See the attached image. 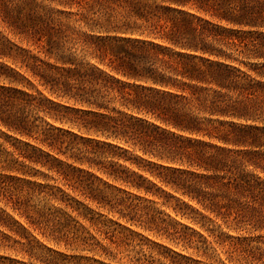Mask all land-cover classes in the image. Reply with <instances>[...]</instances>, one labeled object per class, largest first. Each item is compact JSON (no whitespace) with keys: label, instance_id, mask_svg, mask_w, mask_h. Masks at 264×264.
Returning a JSON list of instances; mask_svg holds the SVG:
<instances>
[{"label":"trees","instance_id":"trees-1","mask_svg":"<svg viewBox=\"0 0 264 264\" xmlns=\"http://www.w3.org/2000/svg\"><path fill=\"white\" fill-rule=\"evenodd\" d=\"M0 169L29 225L0 209V248L61 257L28 228L87 242L80 220L113 223L94 205L197 255L264 264V0H0ZM36 191L59 207L30 212Z\"/></svg>","mask_w":264,"mask_h":264},{"label":"rangeland","instance_id":"rangeland-1","mask_svg":"<svg viewBox=\"0 0 264 264\" xmlns=\"http://www.w3.org/2000/svg\"><path fill=\"white\" fill-rule=\"evenodd\" d=\"M27 168L31 173L37 172L38 177L34 180H38L44 185L61 187V183L55 181L53 173L48 172L46 169L31 165H27ZM0 175H9V173L0 169ZM43 176L46 177L43 178ZM64 190L71 196L77 194V192L74 193L71 189L64 188ZM58 207L59 206L55 201L49 199L44 193L39 194L38 191L33 194L28 202L30 212L54 211V209H57ZM88 207L94 211L95 218L101 215V217H99L100 221L111 220L113 222L109 224L108 228H101L100 224L95 226V222H84L80 220L78 224H76V228L80 229L81 227H85L94 239L83 233V236H87V242L78 241L75 244H67L66 242L57 243L56 241L42 235L38 229L33 230L32 227H29V233L35 237L42 247L44 246L55 250L62 256L59 257L54 254V257L47 256L50 259L45 260L42 253L40 254V250L37 256L30 257L25 252L0 248V257H2L0 259V264H92L94 260L103 264H164L168 263L169 259L164 247L186 256H190L205 264H216L219 260L224 264H233L230 263L226 259V255L220 253V251H217L215 254L209 252L206 256L197 255L194 249L184 250L182 246H176L164 235H157L154 232L145 231L137 225L124 222L122 219L118 218L116 213L107 214L105 211L98 210L94 205H89ZM156 208L162 212L163 218L168 219L167 215L170 211L166 207L159 204ZM0 209L4 210L6 214L23 225H28H26L27 221L25 217H20V214L22 213L21 210H13L11 203H8L2 196H0ZM183 223L189 224L186 221H183ZM105 230L110 232L105 234ZM131 232L135 233L136 236H132ZM220 232L227 234L228 230L225 227H222ZM79 234L81 233L79 232ZM204 235L207 234L204 233ZM49 261L52 263H48Z\"/></svg>","mask_w":264,"mask_h":264}]
</instances>
